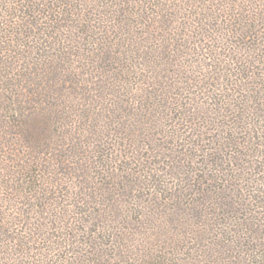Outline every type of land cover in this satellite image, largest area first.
<instances>
[{
    "label": "trees",
    "instance_id": "1",
    "mask_svg": "<svg viewBox=\"0 0 264 264\" xmlns=\"http://www.w3.org/2000/svg\"><path fill=\"white\" fill-rule=\"evenodd\" d=\"M0 264H264V0H0Z\"/></svg>",
    "mask_w": 264,
    "mask_h": 264
}]
</instances>
